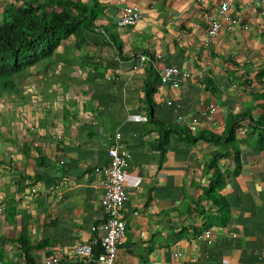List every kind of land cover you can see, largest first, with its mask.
I'll list each match as a JSON object with an SVG mask.
<instances>
[{"label":"crops","instance_id":"0c3cea01","mask_svg":"<svg viewBox=\"0 0 264 264\" xmlns=\"http://www.w3.org/2000/svg\"><path fill=\"white\" fill-rule=\"evenodd\" d=\"M75 1L96 13L81 49L72 36L57 65L0 94V264H88L78 247L101 252L117 134L130 159L114 264H178L175 252L184 264H264V0H233L224 16L226 0ZM126 6L143 17L119 27ZM209 16L222 28L206 44ZM164 67L193 76L174 88ZM208 229L212 245L199 238Z\"/></svg>","mask_w":264,"mask_h":264},{"label":"trees","instance_id":"16d2710c","mask_svg":"<svg viewBox=\"0 0 264 264\" xmlns=\"http://www.w3.org/2000/svg\"><path fill=\"white\" fill-rule=\"evenodd\" d=\"M91 10L93 8L75 0H15L8 3L0 22V81L3 90H19L21 81L34 69L48 71L57 65L61 57L57 54L58 49L72 36L81 49L82 42L89 36L87 33L94 31L92 21L96 13L89 14ZM154 91V87L147 91L150 106H153ZM262 122L264 117L254 125L261 126ZM176 129L180 127H165L162 142L168 141ZM234 139L232 132L228 141ZM217 160L212 168L216 167ZM221 179L219 172L215 180Z\"/></svg>","mask_w":264,"mask_h":264},{"label":"built area","instance_id":"2783aa9c","mask_svg":"<svg viewBox=\"0 0 264 264\" xmlns=\"http://www.w3.org/2000/svg\"><path fill=\"white\" fill-rule=\"evenodd\" d=\"M122 1V0H117ZM233 0H226L219 8L220 15H226L230 9ZM143 17V13L139 6H126L123 8L119 20V27L134 26ZM226 20L231 22V18L226 16ZM222 28V24L218 20L217 16H209V27L206 35V44L212 39L216 38ZM132 59H138L141 63L152 62L154 59L146 54L130 55ZM153 59V60H152ZM156 59H163L161 54H158ZM160 81L163 84L171 85L174 88L181 86L182 79H189L193 75L187 71L177 67H164L160 74ZM171 104V102H169ZM218 106L216 104H210L204 110L201 111L200 116L207 121H211L217 113ZM198 122V118L192 120L193 124ZM246 124V123H245ZM241 135H245L246 126L238 129ZM120 134L116 135V142L109 150L110 162L107 168H105L106 178L102 183L104 194L101 200L102 208L105 214V223L103 228L106 231L104 238L101 240V253L94 255L92 245H82L76 249V254L81 258L88 260V264H114L119 250L122 247L126 238V222L123 217V210L128 198L126 191V179L129 174V159L130 156L126 151L122 150L120 144ZM24 198H27L24 196ZM97 228L94 227L93 230ZM200 239L205 240L209 245L214 243V233L212 230H205L200 236ZM174 258L178 261V264H184L181 261V253L175 252ZM59 258H49L44 261L43 264H58ZM197 264V263H194Z\"/></svg>","mask_w":264,"mask_h":264},{"label":"rangeland","instance_id":"374dc122","mask_svg":"<svg viewBox=\"0 0 264 264\" xmlns=\"http://www.w3.org/2000/svg\"><path fill=\"white\" fill-rule=\"evenodd\" d=\"M9 3V0H0V11L2 10L3 7H5L7 4ZM0 17H1V14H0ZM1 19L0 18V22H1ZM4 90L3 88L1 87V81H0V94L3 95L4 94Z\"/></svg>","mask_w":264,"mask_h":264}]
</instances>
